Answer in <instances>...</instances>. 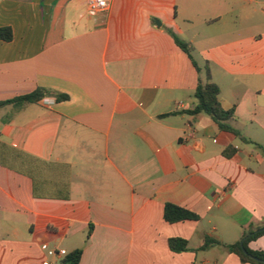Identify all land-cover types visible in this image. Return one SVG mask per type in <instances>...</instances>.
I'll return each mask as SVG.
<instances>
[{
	"label": "crops",
	"instance_id": "obj_1",
	"mask_svg": "<svg viewBox=\"0 0 264 264\" xmlns=\"http://www.w3.org/2000/svg\"><path fill=\"white\" fill-rule=\"evenodd\" d=\"M86 1L0 0L13 32L0 102L69 97L0 107V264H62L48 251L76 249L79 264H249L200 247L264 220V0L175 1L173 33L201 72L166 37L172 5L111 0L90 15ZM206 66L241 137L187 113ZM166 204L199 219L169 223ZM248 246L264 250V235Z\"/></svg>",
	"mask_w": 264,
	"mask_h": 264
},
{
	"label": "trees",
	"instance_id": "obj_2",
	"mask_svg": "<svg viewBox=\"0 0 264 264\" xmlns=\"http://www.w3.org/2000/svg\"><path fill=\"white\" fill-rule=\"evenodd\" d=\"M171 36L173 37L177 46L188 55L197 71L201 72L202 68L199 67L194 58L193 48L188 43L178 38L174 33H171ZM0 40L5 42H10L13 40V32L11 27H0ZM204 71L206 74L205 79L201 78L199 80L194 91L196 104L194 108L188 110L187 113L191 115H206L217 123L220 130L230 132L241 137L240 133L230 124V122L235 118L234 110H225L222 107L219 99L220 88L211 80L210 70L207 66L204 68ZM47 96H55L57 101H63L69 98L65 94L56 93L45 88H37L35 91L29 94L18 96L5 102H0V107L12 105L14 108H23L28 105L35 104ZM241 139L245 141L244 138ZM164 219L169 223H175L184 220H198L199 217L196 214L179 206L166 204L164 208ZM91 231L92 226L89 228L87 239L89 238ZM263 235L264 220L257 224H252L247 229H245L241 239L235 243L223 244L219 240L205 237L203 245L200 247V249H208L213 246H222L228 252L237 255L242 263L264 264V250H253L248 246L251 241H255ZM242 240H244L243 245L240 243ZM169 246L175 252L185 251L187 250V241L181 238H171L169 240ZM81 255L82 249L71 251L65 255L62 264H79Z\"/></svg>",
	"mask_w": 264,
	"mask_h": 264
},
{
	"label": "rangeland",
	"instance_id": "obj_3",
	"mask_svg": "<svg viewBox=\"0 0 264 264\" xmlns=\"http://www.w3.org/2000/svg\"><path fill=\"white\" fill-rule=\"evenodd\" d=\"M135 1H140V2H143V0H135ZM150 2H153V1H155V0H149ZM158 3H159V5H160V3L163 5L164 3H167V4H170V5H172V10L169 12V11H167V10H165L164 8H161L160 9V11H159V14L161 15V17L163 18V19H165L166 21H167V25H166V27H165V30H166V37H168V36H170L171 35V33H173V31L175 32V33H178L179 31H180V27H181V24L180 23H175L174 21H173V16H174V4H175V1L176 0H156ZM152 22L154 23H156L157 25H159L161 22L158 20V19H155V20H152ZM184 37V36H183ZM193 54H194V56L196 57V59L198 60V62H199V64H200V66H202V67H204V64H203V62H201V60H200V58L197 56V54L196 53H194L193 52ZM204 70V69H203ZM205 72L203 73V76H204V78L203 79H205Z\"/></svg>",
	"mask_w": 264,
	"mask_h": 264
},
{
	"label": "built area",
	"instance_id": "obj_4",
	"mask_svg": "<svg viewBox=\"0 0 264 264\" xmlns=\"http://www.w3.org/2000/svg\"><path fill=\"white\" fill-rule=\"evenodd\" d=\"M111 0H87L86 1V8L87 12L90 15H97L104 12H107L110 8ZM51 100H45V103L51 104ZM48 256L56 257V256H65L67 252L65 250H49ZM42 264H50L48 260L42 262Z\"/></svg>",
	"mask_w": 264,
	"mask_h": 264
},
{
	"label": "water",
	"instance_id": "obj_5",
	"mask_svg": "<svg viewBox=\"0 0 264 264\" xmlns=\"http://www.w3.org/2000/svg\"><path fill=\"white\" fill-rule=\"evenodd\" d=\"M243 241H244V240H242V241L240 242V243H241V245H243Z\"/></svg>",
	"mask_w": 264,
	"mask_h": 264
}]
</instances>
